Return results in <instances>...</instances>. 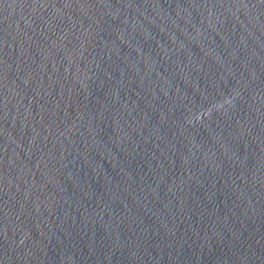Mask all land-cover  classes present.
<instances>
[{"label": "water", "instance_id": "1", "mask_svg": "<svg viewBox=\"0 0 264 264\" xmlns=\"http://www.w3.org/2000/svg\"><path fill=\"white\" fill-rule=\"evenodd\" d=\"M0 264H264V0H0Z\"/></svg>", "mask_w": 264, "mask_h": 264}]
</instances>
